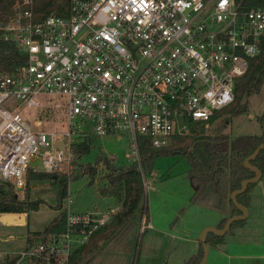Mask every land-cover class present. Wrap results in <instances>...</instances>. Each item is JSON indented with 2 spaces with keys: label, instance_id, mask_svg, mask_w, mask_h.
<instances>
[{
  "label": "built area",
  "instance_id": "obj_1",
  "mask_svg": "<svg viewBox=\"0 0 264 264\" xmlns=\"http://www.w3.org/2000/svg\"><path fill=\"white\" fill-rule=\"evenodd\" d=\"M66 1V13L41 18L34 0L17 1L0 20V40L27 57L0 69V177L19 193L28 168L69 182L80 156L73 144L84 136L125 138L127 160L139 164L140 143L162 147L190 123L207 124L234 100L264 34V5L240 10L236 0ZM13 97L16 107L6 108ZM40 107L66 129H33L24 113ZM59 210L64 230L0 252V264H70L118 208L77 212L66 194Z\"/></svg>",
  "mask_w": 264,
  "mask_h": 264
},
{
  "label": "rangeland",
  "instance_id": "obj_2",
  "mask_svg": "<svg viewBox=\"0 0 264 264\" xmlns=\"http://www.w3.org/2000/svg\"><path fill=\"white\" fill-rule=\"evenodd\" d=\"M38 100L41 107L47 103L46 96L40 95ZM4 106L14 109L16 98L9 99ZM41 107L28 109L24 113L27 117L30 113V124L33 129L47 131L66 129V124L59 123L53 114L40 113ZM263 111L264 67L253 79L235 111L218 114L207 127L205 126V132L211 136L228 133L231 137L260 133L262 127L256 118ZM39 115L43 116L42 121L35 125L33 121L39 118ZM91 143L90 151L77 159L79 165H94L97 156L102 153L113 157L119 164L128 165L133 162L127 160L128 146L125 138L117 140L115 137H106L94 139ZM37 163L38 161L33 162L34 166ZM189 167L187 159L182 156L158 157L151 174L143 178L147 216L136 212L113 236L99 242V247L93 252L94 255L87 264H183L184 260L196 251L201 241V227L216 225L221 218V214L212 204L190 202L193 187L186 177ZM103 173V166L99 163L92 182L86 175L69 180L67 195L73 199L74 211L84 212L93 209L101 211L117 205L113 196L100 193L99 187L102 185L100 178ZM29 194L32 199H40L42 202L37 210L26 215L25 223L0 225V252L21 249L26 244L28 231H43L60 213L57 208L56 183L48 179L31 181ZM22 196L23 191L20 192V197ZM148 218L151 226L147 224ZM225 242L230 243L227 248L214 249L213 246L207 248L204 264H264V259L248 261L245 257H232V238L228 233ZM238 246L239 251L244 254L245 246ZM257 249L264 252L261 247Z\"/></svg>",
  "mask_w": 264,
  "mask_h": 264
},
{
  "label": "trees",
  "instance_id": "obj_3",
  "mask_svg": "<svg viewBox=\"0 0 264 264\" xmlns=\"http://www.w3.org/2000/svg\"><path fill=\"white\" fill-rule=\"evenodd\" d=\"M17 1L0 0V20L10 16ZM240 10L264 5V0H236ZM66 0H34V12L38 18L55 11L58 14L65 12ZM27 57L19 52L12 42L0 40V69L14 70L16 67L26 64ZM264 67V34L260 42L259 53L249 59L246 72L240 76L234 87V100L224 108L214 112L209 120L218 116L221 112L232 113L241 102L245 92L249 88L255 76ZM256 121L261 124L262 130L257 134H243L230 137L228 133L210 135L205 132L206 123H190L188 132L172 138V141L162 147H153L147 141L140 143V163L132 162L128 165L119 164L107 156L98 155L94 165H79L75 162V169L70 175V180L86 175L92 182L97 174L99 163L103 166L104 173L101 176L102 185L99 187L102 195L113 196L119 204V209L111 220L88 243L78 249L71 257L70 264H87L99 247V242L108 239L135 214L143 213L147 216L146 195L144 177L151 174L155 160L160 156H182L189 163L186 177L193 187L190 202L198 204H212L221 214L216 225L222 229L227 220L233 216L242 214V209L235 205L231 194L241 188L242 181L255 176V171L246 164V159L254 153L256 148L264 143V111L257 116ZM208 122V123H209ZM91 140L84 136L83 140L73 144L76 154L82 155L90 151ZM249 164L258 168L261 177L264 176V147L249 160ZM27 184L23 196L17 192L12 183L4 181L0 177V213L26 214L37 210L40 199H32L29 194V183L34 180L48 179L57 185V208L61 206L62 199L67 194L68 177L65 174L46 173L33 171L26 172ZM257 182L248 183L243 192L235 198L238 204L247 207L251 201V192ZM18 194V195H17ZM245 219L234 220L226 233L217 234L213 231L207 233L205 243L207 246H217L225 242L227 233L243 225ZM65 228V217L59 213L43 230L39 232L28 231L26 243H30L42 232H60ZM203 244L200 242L183 264H199L203 257Z\"/></svg>",
  "mask_w": 264,
  "mask_h": 264
},
{
  "label": "crops",
  "instance_id": "obj_4",
  "mask_svg": "<svg viewBox=\"0 0 264 264\" xmlns=\"http://www.w3.org/2000/svg\"><path fill=\"white\" fill-rule=\"evenodd\" d=\"M208 125L209 123L206 124V127ZM235 136L238 135H232V138ZM116 207L118 208V203ZM246 209L247 216L245 223L235 228L232 232L228 233L230 238H232V257L241 256L245 257V259L248 261L264 259V252L257 249V247L264 249V176L260 177L256 186L253 188L251 192V201ZM24 215L26 220V214ZM147 224L151 226L149 218ZM216 225H204L201 227L200 232H203L207 226L216 228ZM229 244V242H225L223 244L214 246L213 248H227ZM238 245L245 246V250H243L245 252L244 254L239 251L240 249ZM208 247L209 246H207V248Z\"/></svg>",
  "mask_w": 264,
  "mask_h": 264
},
{
  "label": "water",
  "instance_id": "obj_5",
  "mask_svg": "<svg viewBox=\"0 0 264 264\" xmlns=\"http://www.w3.org/2000/svg\"><path fill=\"white\" fill-rule=\"evenodd\" d=\"M263 130H264V125H263ZM58 145H59V147H63L64 146V144L62 142H59ZM263 147H264V143L260 144L256 148V150L254 151V153L252 155H250L246 159V161H245L246 164L248 166H250L255 171V176L253 178L243 180L242 181V184H241V188L238 189V190H235L231 194L232 200L235 203V205L242 209V214L241 215H238V216H233V217L229 218L222 229H217V228H214V227H207V228H205V230L201 234V239H200L201 240L200 242L203 244L204 252H203L202 260L200 261L199 264H204L205 259H206L207 245L205 243V239H206L207 233L209 231H213V232H215L217 234H224V233L227 232L230 224L234 220H237V219H245L246 218V216H247V209H246V207H244V206H242V205H240V204L237 203L235 196L238 193L243 192L246 189V186H247L248 183H253V182H258L259 181V179L261 177V172H260V170L258 168L254 167V166H251L249 164V160L251 158H253L259 152V150L261 148H263ZM9 217H14L16 219V222L15 221H12V222L7 221L6 218H9ZM3 218H5V219H3ZM21 222L22 223H25V215L24 214L0 213V225H2V224H15V223H21Z\"/></svg>",
  "mask_w": 264,
  "mask_h": 264
},
{
  "label": "bare ground",
  "instance_id": "obj_6",
  "mask_svg": "<svg viewBox=\"0 0 264 264\" xmlns=\"http://www.w3.org/2000/svg\"><path fill=\"white\" fill-rule=\"evenodd\" d=\"M5 219V218H3ZM7 221H15L16 222V219L14 217H9V218H6ZM21 221V220H20Z\"/></svg>",
  "mask_w": 264,
  "mask_h": 264
}]
</instances>
